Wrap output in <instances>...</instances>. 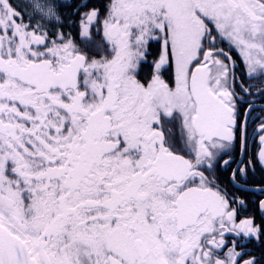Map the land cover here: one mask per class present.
Returning a JSON list of instances; mask_svg holds the SVG:
<instances>
[{
  "label": "snow or ice",
  "instance_id": "6c2138e0",
  "mask_svg": "<svg viewBox=\"0 0 264 264\" xmlns=\"http://www.w3.org/2000/svg\"><path fill=\"white\" fill-rule=\"evenodd\" d=\"M256 161L264 0H0V264H264Z\"/></svg>",
  "mask_w": 264,
  "mask_h": 264
},
{
  "label": "flooded vegetation",
  "instance_id": "af4514ba",
  "mask_svg": "<svg viewBox=\"0 0 264 264\" xmlns=\"http://www.w3.org/2000/svg\"><path fill=\"white\" fill-rule=\"evenodd\" d=\"M251 132V129H250ZM261 148L260 142L258 137H254L251 134L248 138V148H247V157L249 159L255 160L257 153L259 152ZM252 168L254 171H250L249 175V184L253 187L258 186L261 181H264V168H262L258 161H256ZM223 179H227V172H224V175L222 177ZM260 198L258 194L250 196L249 200H256ZM250 211H254L257 213V216L259 215L258 210L255 208V206L250 207Z\"/></svg>",
  "mask_w": 264,
  "mask_h": 264
}]
</instances>
